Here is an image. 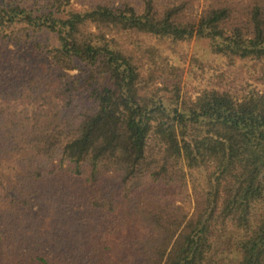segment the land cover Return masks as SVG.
I'll use <instances>...</instances> for the list:
<instances>
[{"label": "trees", "instance_id": "16d2710c", "mask_svg": "<svg viewBox=\"0 0 264 264\" xmlns=\"http://www.w3.org/2000/svg\"><path fill=\"white\" fill-rule=\"evenodd\" d=\"M0 264H264V0H0Z\"/></svg>", "mask_w": 264, "mask_h": 264}]
</instances>
